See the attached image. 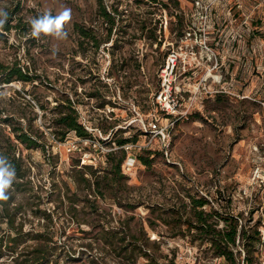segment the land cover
Listing matches in <instances>:
<instances>
[{"label":"rangeland","instance_id":"obj_1","mask_svg":"<svg viewBox=\"0 0 264 264\" xmlns=\"http://www.w3.org/2000/svg\"><path fill=\"white\" fill-rule=\"evenodd\" d=\"M19 1L18 14L29 22L37 14L56 16L71 9V20L64 25L66 39L43 34L39 39L31 34L20 37L13 30L7 43L0 41V60H19L41 78L34 83L4 84L0 101L12 108L26 98L38 113L36 124L43 125L38 100L53 106L58 92L68 88L79 122L92 134L86 139L71 132L59 141L42 126L46 154L18 147L17 155L31 169L35 190L45 196L52 192V201L45 198L39 208L69 220L66 224L70 222L74 229L67 232L73 236L70 242L77 247L93 240L83 238L85 233L78 230L93 236L103 224L106 229L129 227L137 236L144 228L151 239L161 240L162 255L175 254L176 264H200L197 247L179 234L185 227L180 231L158 222L152 228L148 223L158 214L169 216L177 209L188 216L190 208L184 209L182 202L191 194L208 200L207 211L241 213L252 219L250 224L260 222L262 241L255 255L264 264V0H179L177 13L188 22L185 32L189 33L183 40L172 31L175 8L168 0H102L116 18L110 36L109 24L99 15L98 0H0V9L11 12ZM75 23L102 39L97 53L92 47L87 56L80 53ZM143 24L157 26L160 46L142 33ZM177 46L181 61L172 75L173 97L180 104L179 112H189L182 120L167 119L154 103L160 66L169 48ZM92 93L99 96H89ZM104 100L113 104L100 107ZM154 125L159 129L153 131ZM8 130L0 126V145H6ZM135 134V145L126 150L121 167L126 179L113 182L105 197L95 196L82 182V173L89 177L82 166L110 168L108 153L120 151L115 140ZM146 150L165 155L154 156L147 166L136 156L146 155ZM18 200L27 209L24 232L31 236L43 231L41 218L32 213L26 198ZM74 200L79 201L73 204ZM73 208L77 211L72 221ZM105 255L112 262L113 254ZM143 262L141 258L139 263ZM223 263L218 257L201 261ZM59 264L91 263L85 254Z\"/></svg>","mask_w":264,"mask_h":264},{"label":"trees","instance_id":"obj_2","mask_svg":"<svg viewBox=\"0 0 264 264\" xmlns=\"http://www.w3.org/2000/svg\"><path fill=\"white\" fill-rule=\"evenodd\" d=\"M98 1L99 15L109 24L108 36H110L116 18L107 10L102 0ZM150 1L162 3L161 0ZM168 3L175 8L176 22L172 31L175 32L177 38L182 39L186 35L185 27L188 26V22H186L184 15L177 13L180 10L179 0H168ZM162 6L165 9L169 8V4L166 3H163ZM19 11H21L20 1L17 2L11 12H7V21L3 28H0V41L7 43L8 36L13 30L20 37H29L31 34L30 22L24 20V15L18 14ZM42 15L37 14L35 18ZM162 21L160 20L161 29L160 27L158 29L160 31L162 30ZM74 27L79 35L80 53L87 56L90 47L97 53L102 44V39L97 38L90 28L77 23ZM141 30L148 39L153 41L154 45H157L156 47L161 45V33L157 34V26L150 27L143 24ZM169 50L166 52L165 58ZM165 58L160 68L164 65ZM38 79L41 80L40 76L36 72H31V69L21 64L19 60L8 63L0 60V89L4 84L14 81L34 83ZM159 87L160 82L154 93V103L155 94ZM67 89L60 90L61 93L58 92V96L55 98L56 103L53 106H48L50 104L48 101L45 105L38 100V106L43 112L42 117L45 119L43 125L36 124L38 113L35 112L34 106L26 98H24V102L21 101L12 108L0 101V126L9 128V133L5 138L6 145H0V156L5 157L15 170V177L7 190L8 199L0 201V264H59L63 259L68 262L74 260L76 255L80 257L85 254L88 255L91 264H112L114 262V264H140L141 258L144 259L142 264H176V255L173 254L170 258L168 255H162L159 252L161 240L151 239L144 228L141 229L140 236L132 233L129 227L107 226L109 228L106 229L104 224L101 225V230L93 236H86L90 232L79 229L78 231L85 233L83 238H93V240L75 247L70 242V238L73 236L67 234L69 230H74L70 227V222L66 224L69 220L67 218L61 220L56 211L39 208L45 198H48V202L52 201V192L45 196L41 191L35 190L30 167L25 164L20 154L17 155L19 144L27 149H41L46 154L48 142L42 126L50 129L53 136L59 141H64L71 132H74L79 138H92V134L79 122L75 101ZM89 96L98 97L99 95L92 93ZM106 103L112 102L104 100L100 107L105 106ZM155 106L159 114L169 117L156 103ZM28 112L31 113V116H28ZM135 140L136 134L130 138L120 137L115 140L116 147L120 151L111 150L108 153L110 168L94 169L90 165L82 166L89 171V177L82 173V182L87 190L93 192L95 196L105 197V191L109 187L112 189L113 182L120 183L126 179L121 169L126 160L125 152L127 149L125 146L128 143H134ZM146 151V155L137 154L136 156L147 166L152 164L154 156L165 155L159 150ZM19 197L21 199L26 198V205L31 207L32 213L42 219L40 221L43 222V231L31 236L30 233L24 232V215L27 209L24 208V202L18 200ZM186 197H188L187 201L183 199L182 203L184 209L190 208L188 216H184L178 209L169 216L158 214L154 220H148L150 227L155 228L158 222L173 229L179 228L180 231L182 227H185L179 234L184 238L188 236V243L197 247L196 262L198 261L200 264L202 260L209 257L221 258L224 261L223 264H237L241 261L244 264H261L255 255L257 247L262 241V234L259 230L260 222L256 221L250 224L252 219H246L241 213L220 214L216 211H207L205 207L209 202L205 197L191 194ZM77 201L74 200L73 204ZM73 209L70 211L72 221L75 211H77L76 208ZM4 223L6 224L5 228L2 227ZM77 223L81 224L80 221ZM175 236L176 234L173 235V237ZM29 241H33V243H29ZM203 244H208L209 248H202ZM242 252L245 253L244 258H241ZM108 253H112L115 259L112 258L110 263L105 260V254Z\"/></svg>","mask_w":264,"mask_h":264},{"label":"clouds","instance_id":"obj_3","mask_svg":"<svg viewBox=\"0 0 264 264\" xmlns=\"http://www.w3.org/2000/svg\"><path fill=\"white\" fill-rule=\"evenodd\" d=\"M7 18L8 14L0 9V28H3ZM70 20L71 9L69 8H65L56 16L45 12L42 16L30 20L31 36L39 39L43 34L57 39H66L67 32L64 31V25ZM14 177V168L5 157L0 156V201L8 199L7 190L10 188Z\"/></svg>","mask_w":264,"mask_h":264},{"label":"built area","instance_id":"obj_4","mask_svg":"<svg viewBox=\"0 0 264 264\" xmlns=\"http://www.w3.org/2000/svg\"><path fill=\"white\" fill-rule=\"evenodd\" d=\"M199 2V0L197 1ZM164 29H167V21L164 23ZM189 32H186V35ZM186 35L184 36L186 38ZM183 37V38H184ZM183 38L181 40H183ZM175 47V46H174ZM170 48L168 55L165 58L164 65L160 68L159 71V78H160V87L157 93L155 94V103L158 105V107L165 111V113L169 116L166 117L167 119H175V120H182L184 118H187L188 111L184 114L179 112V103L175 101L173 97V73L174 68L177 67L178 62H180V55L178 53V48ZM159 129L158 125H154L153 131ZM134 143H128L125 146V149L129 150L134 147Z\"/></svg>","mask_w":264,"mask_h":264}]
</instances>
